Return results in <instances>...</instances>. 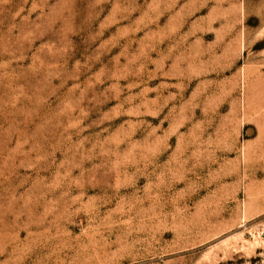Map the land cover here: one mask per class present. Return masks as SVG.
<instances>
[{
	"label": "rangeland",
	"instance_id": "rangeland-1",
	"mask_svg": "<svg viewBox=\"0 0 264 264\" xmlns=\"http://www.w3.org/2000/svg\"><path fill=\"white\" fill-rule=\"evenodd\" d=\"M0 264H264V0H0Z\"/></svg>",
	"mask_w": 264,
	"mask_h": 264
}]
</instances>
